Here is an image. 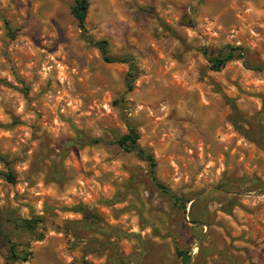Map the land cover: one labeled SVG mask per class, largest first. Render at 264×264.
I'll list each match as a JSON object with an SVG mask.
<instances>
[{
    "label": "rangeland",
    "instance_id": "374dc122",
    "mask_svg": "<svg viewBox=\"0 0 264 264\" xmlns=\"http://www.w3.org/2000/svg\"><path fill=\"white\" fill-rule=\"evenodd\" d=\"M88 1L0 0V264H264V0Z\"/></svg>",
    "mask_w": 264,
    "mask_h": 264
},
{
    "label": "trees",
    "instance_id": "16d2710c",
    "mask_svg": "<svg viewBox=\"0 0 264 264\" xmlns=\"http://www.w3.org/2000/svg\"><path fill=\"white\" fill-rule=\"evenodd\" d=\"M89 8V1L88 0H73V6L71 8V15L77 22V26L81 31H84V22L86 20L87 16V11ZM94 46L100 51V54L102 56L103 62L106 64H113V63H122V64H129L130 70L127 74V81H132L135 76H136V70H134V65L132 63V60L129 58H112L108 56L107 54V42L106 41H98L93 43ZM228 52L225 53L224 50L218 51L215 56L212 57H207L208 63L210 64V67L213 71H220L227 62L231 61L232 59L235 58L234 52L239 51L238 57L243 58L241 49L240 48H228ZM138 139L139 136L136 133L135 130L130 129L128 134L122 136L116 141V144L120 149H122L125 152H133L135 153L136 157L142 161L146 162L149 168V173L151 176V179L153 182H155L156 186L165 192H167V189L158 182V180L155 177V168H156V163L155 160L150 152L147 150L143 149L142 147L139 146L138 144ZM90 144H96L99 142L97 139H90L88 141ZM5 180L9 183H14L15 182V175L8 171L3 175ZM21 227L23 230L28 231V232H33L35 229V222L33 220H23L21 221ZM1 235V233H0ZM9 244V256L13 260H18L20 258H23L22 260H26L25 256L19 255L15 249L14 245H12L10 242ZM180 256L183 254L182 252L178 253Z\"/></svg>",
    "mask_w": 264,
    "mask_h": 264
}]
</instances>
